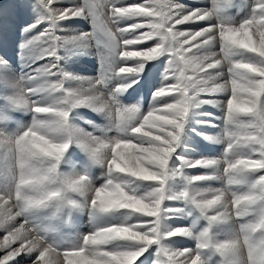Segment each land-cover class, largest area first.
I'll list each match as a JSON object with an SVG mask.
<instances>
[{"label":"snow or ice","instance_id":"6c2138e0","mask_svg":"<svg viewBox=\"0 0 264 264\" xmlns=\"http://www.w3.org/2000/svg\"><path fill=\"white\" fill-rule=\"evenodd\" d=\"M0 236V264H264V0H0Z\"/></svg>","mask_w":264,"mask_h":264},{"label":"rangeland","instance_id":"374dc122","mask_svg":"<svg viewBox=\"0 0 264 264\" xmlns=\"http://www.w3.org/2000/svg\"><path fill=\"white\" fill-rule=\"evenodd\" d=\"M3 3L7 7L9 5V3H10V0H3ZM235 3L237 5H251L252 0H235ZM247 10L248 9L245 10L244 14H246ZM232 14L236 18H239L242 15L239 7L234 9V10H232ZM85 28L87 29V26H85ZM96 64H97V50H96L95 46H93L92 53H91V58H87V59L83 60L82 62L78 63L76 65V69H77V71H79V72H81V73H83L85 75H94L95 71H96ZM151 84H152V81L149 80V82L146 85H142L140 89H137L136 92H133L132 95H130L127 98L126 102H133L135 99H137V95L138 94L143 95L144 91H146V89L148 87H151ZM209 110L212 111L216 116L220 115L219 110H216V109H209ZM83 115L87 116L89 118H92V116H93V114L91 112H88V111H84ZM213 122L214 123H219V121H216V120H214ZM201 131H203L206 134H216L219 131V129L203 128V129H201ZM211 147L212 146H209V148L205 149V150L206 151H210ZM217 152H218V149H217ZM217 152H213V154H217ZM212 186L213 187H219L220 185H219V183H214ZM178 222H179V220L175 221V224L178 225ZM0 239H2V236H0ZM190 247H194V243L193 242L190 244ZM52 258L55 259V260H58L57 263L60 262L58 264H63V260L61 259V258H63L62 256H60L58 258L57 257L56 258L52 257ZM59 258L61 259V261H60ZM25 262H26L25 260L22 261L23 264H25ZM22 263H20V264H22ZM26 264H31V262L30 263L26 262Z\"/></svg>","mask_w":264,"mask_h":264},{"label":"bare ground","instance_id":"6f19581e","mask_svg":"<svg viewBox=\"0 0 264 264\" xmlns=\"http://www.w3.org/2000/svg\"><path fill=\"white\" fill-rule=\"evenodd\" d=\"M186 222V221H185ZM184 223V220L183 219H179V222H178V225H180V224H183ZM87 227H88V221H87V218L86 217H83L82 219H81V228H80V231H85V230H87ZM71 233H69V235H70ZM0 240H2V239H0ZM191 242L192 241H189V240H186V239H180L179 240V244L177 245V246H179V247H190V245L188 244V243H190L191 244ZM60 256H62L63 257V251H62V253H60V255H59V257ZM245 256H246V250H245ZM53 257H55L56 258V256L54 255ZM17 260H18V262H19V264L20 263H22V261H26V262H28V263H30L31 262V260L29 259V257L27 256V255H22V256H20V257H17L16 258ZM60 259V258H59ZM62 260H63V258H61ZM61 259H60V261H61ZM55 260V259H54ZM56 261H58V260H56ZM26 262H25V264H26ZM58 263H60V262H58ZM57 263V264H58ZM23 264V263H22Z\"/></svg>","mask_w":264,"mask_h":264}]
</instances>
